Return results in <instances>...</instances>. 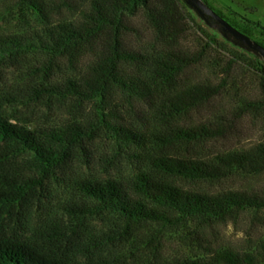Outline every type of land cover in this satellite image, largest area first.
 I'll use <instances>...</instances> for the list:
<instances>
[{
  "label": "trees",
  "instance_id": "16d2710c",
  "mask_svg": "<svg viewBox=\"0 0 264 264\" xmlns=\"http://www.w3.org/2000/svg\"><path fill=\"white\" fill-rule=\"evenodd\" d=\"M204 1L246 35H263L259 22ZM204 24L184 0H0V76L13 70L0 86V264H112L79 252L75 237L90 219L136 234L167 222L226 224L264 209V184L222 187L264 174V60ZM204 63L211 77L192 80ZM249 73L257 92L246 90ZM39 104H93L96 119L32 125L14 114ZM120 104L145 107L155 128L126 120ZM201 109L209 114L185 123ZM247 119L261 134L249 146L209 157L175 151L236 137ZM99 132L114 141V157L150 163L123 178L68 177L95 153ZM146 140L152 151H136ZM61 178L71 190L68 222L42 202L53 201ZM189 264H264V238L248 250L209 246Z\"/></svg>",
  "mask_w": 264,
  "mask_h": 264
},
{
  "label": "rangeland",
  "instance_id": "374dc122",
  "mask_svg": "<svg viewBox=\"0 0 264 264\" xmlns=\"http://www.w3.org/2000/svg\"><path fill=\"white\" fill-rule=\"evenodd\" d=\"M215 7L221 8L226 14L224 5L231 7L234 11L247 19L259 22L264 29V0H209ZM207 28L209 26L204 24ZM213 29V28H212ZM263 35L257 33L253 36L256 41L264 44ZM187 45L196 44L195 38H191ZM211 66L204 63L191 70L192 80H204L211 77ZM13 70L3 72L0 76V86L6 85L9 78L13 77ZM246 90L257 92V77L249 73L243 80ZM245 90V89H242ZM218 102V101H216ZM96 107L93 104L85 107L54 106L48 107L43 104L31 107L21 106L14 111L19 118H25L32 125H55L62 124L66 120L82 119L92 117L96 119ZM119 112L126 116V120L132 121L143 131L149 132L155 128V123L150 113L143 106L131 108L126 104H120ZM108 109L102 112L108 113ZM13 112V111H12ZM209 114V110L201 109L191 112L184 118L185 123L192 124ZM261 138L260 132L253 127L247 119L242 124V132L233 138L209 142L206 144H192L178 147L176 152L209 157L219 150L246 147ZM95 153L76 161L67 172L68 177L75 178L79 175L95 178L117 177L123 178L133 174L136 167H142L150 162L141 156L129 157L122 151L113 153L116 149L115 143L103 132H99L95 139ZM136 151L140 153L151 152L153 143L146 140V150L140 149L138 144H133ZM126 157V158H125ZM149 162V163H148ZM69 182V181H68ZM264 184V174L246 179L236 178L232 181H224L222 187L237 189H253ZM54 189L53 201H42L53 212H58L67 221L68 212L63 208L72 201H66L71 190L68 184L60 179V182L52 185ZM42 208L37 209L38 214ZM35 216L29 217L31 224L35 223ZM110 218L94 221L90 219L75 237L82 256L95 259H107L112 264H189L196 256L206 253L209 246L232 247L238 250L254 248L264 238V209L249 210L242 214L239 220L226 224L200 227L195 222H183L175 224H153L152 227L142 228L140 233L124 234L122 229L115 228ZM112 225V229H110ZM195 232H198L196 234Z\"/></svg>",
  "mask_w": 264,
  "mask_h": 264
},
{
  "label": "water",
  "instance_id": "95a60500",
  "mask_svg": "<svg viewBox=\"0 0 264 264\" xmlns=\"http://www.w3.org/2000/svg\"><path fill=\"white\" fill-rule=\"evenodd\" d=\"M195 14L231 43L264 60V45L241 32L215 12L204 0H184Z\"/></svg>",
  "mask_w": 264,
  "mask_h": 264
}]
</instances>
